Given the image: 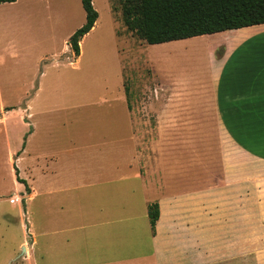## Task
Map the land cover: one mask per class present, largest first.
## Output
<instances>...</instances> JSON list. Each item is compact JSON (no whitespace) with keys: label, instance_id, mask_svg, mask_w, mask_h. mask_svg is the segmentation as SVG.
Here are the masks:
<instances>
[{"label":"rangeland","instance_id":"374dc122","mask_svg":"<svg viewBox=\"0 0 264 264\" xmlns=\"http://www.w3.org/2000/svg\"><path fill=\"white\" fill-rule=\"evenodd\" d=\"M93 3L97 20L80 40L78 55L68 48L65 36L74 24L82 19L85 21L81 0H39L38 6L46 10L67 8L68 22L58 25L46 15L43 44L39 47L41 57L35 64L31 63L27 71H21L14 64L20 56L0 51V107L2 103L21 107L30 92L40 85L42 91L34 102L36 106L52 104L55 123L45 131L55 137L60 150L56 161H40L48 166L46 177L57 183L52 184L57 192L25 202L24 188L14 182L13 163L7 152L9 144L13 146L17 134L23 131V121L19 109L13 107L6 111L9 136L0 125V264H54V235L50 234L54 216L67 217L78 203H83L80 207L84 209H92L91 206L99 202L103 208L104 203L122 199L131 202L149 199L147 187H180L181 155L168 164L166 153L180 154L186 146V138L189 136V142L192 141L190 134L182 136L181 131L185 130L181 128L149 126L140 128L142 135L138 131L132 133L130 111L139 109V115L146 120L150 118V106L158 109L167 105L165 97L156 95L154 90L165 74L182 78L186 85L207 79L204 43L219 37L199 35L145 43L125 28L122 0H94ZM32 6L37 5L31 0H20L4 7ZM5 42L1 37L0 49L7 46ZM12 63L17 74L5 71L6 65ZM27 82L30 85L24 89ZM186 99L181 102L173 97L172 104H193L200 97L193 95ZM48 117L51 115L35 119ZM198 130L208 131L205 127L189 129ZM166 133L171 134L169 140ZM192 144L196 145L193 141ZM203 144L198 143L199 146ZM204 151L214 156L206 162L214 161L211 166H218L216 145H208ZM23 163L20 162L21 168ZM138 172L146 174L147 185L134 177ZM168 174L169 179L166 178ZM153 192L157 194V190ZM253 203L251 218L247 221L240 218L236 222L232 219L222 224L220 238L214 239L212 231L205 232L203 264H264V187L257 191ZM140 207L134 210L140 212ZM146 223L145 219H137L103 227L100 243H89L96 253L94 259L116 263L120 258L129 257L128 262L116 264H139L137 259L151 250ZM29 227L38 234L33 253ZM76 233L67 230L59 234L71 240L65 249L60 247L61 251L75 250ZM188 260L202 264L201 261L196 263L195 252L191 249ZM62 262L68 264V260Z\"/></svg>","mask_w":264,"mask_h":264},{"label":"crops","instance_id":"0c3cea01","mask_svg":"<svg viewBox=\"0 0 264 264\" xmlns=\"http://www.w3.org/2000/svg\"><path fill=\"white\" fill-rule=\"evenodd\" d=\"M19 1L0 3V38L4 37L5 44L7 43L0 51L20 56V60L14 64L21 71H27L31 63L35 64L41 57L39 47L43 44L46 15L61 25L68 22L69 10H46L38 6L39 0H31L36 3V7H4L15 5ZM83 21L84 19L74 24L65 37L68 38ZM201 35L219 37L204 43L207 49V79L186 85L182 78L165 74L154 86L155 94L166 99L167 105L163 106L165 110L161 109L163 107L157 109L150 106V112L154 116L150 113V118L146 120L139 115V109L129 110L132 133L138 131L142 135L140 128L146 126L181 128L185 130L181 131V135L186 137L189 133L193 143H196L193 145L192 141L189 142L188 136L187 142L183 140L186 146L180 154L166 153L168 164L175 162L176 156L181 155L180 187H142L149 189V199L133 202L122 199L104 203L103 208L97 202V206H91L92 209H84L80 207L83 203H78L79 206L71 209L66 214L67 217L58 219L54 216V226L50 233L54 235V264H64L63 259L68 260V264L128 262L129 257L120 258L116 263L108 259H94L96 253L89 243H100L99 234L103 227L137 219H145L148 223L146 232L151 246L147 255L137 259L139 264H195L194 260H188L190 249L195 252L196 263L201 261L203 264L206 231H212L213 238L217 239L220 238L222 224L232 219L236 222L240 218L246 221L251 218L257 191L264 187V23ZM15 69L13 63L5 67V71L11 74H17ZM29 85L27 82L24 89ZM40 91L39 85L30 92L21 107L3 103L2 108L0 107V125L4 127V134H9L6 111L10 110H4L5 106L19 109L23 121V131L17 134L13 146L9 144L7 152L16 167L18 177L25 181L28 188L26 191L22 182L14 180L24 188L22 196L25 202L57 192L52 186L57 183L46 177L48 166L40 163L56 161L60 156L55 137L50 135V131H45L55 123L53 106L48 103L36 106L34 102ZM193 95L200 97L193 104H172L173 97H178L183 102ZM48 115H51L48 119H35L36 116L44 118ZM204 127L208 131H189ZM166 136L168 140L171 138L170 133H166ZM200 142L206 147L204 144L199 146ZM208 145H216L218 166H211L214 161L206 162L214 158L213 154H206L204 151ZM20 162L26 163H23V168ZM134 177L143 184H148L146 174L138 172ZM166 178H170L169 174ZM190 184L196 185L192 187ZM155 190L157 194L153 192ZM152 203L158 205V218L153 228L148 217V205ZM138 207L141 208L140 212L134 210ZM122 227L125 228V225ZM29 230L33 253L38 234L31 227ZM67 230L77 231V247L75 250L70 248L61 251L60 247L65 249L67 242H71L59 235Z\"/></svg>","mask_w":264,"mask_h":264},{"label":"trees","instance_id":"16d2710c","mask_svg":"<svg viewBox=\"0 0 264 264\" xmlns=\"http://www.w3.org/2000/svg\"><path fill=\"white\" fill-rule=\"evenodd\" d=\"M14 0H0L11 2ZM85 21L68 37L73 54H79V41L90 31L98 13L92 0H81ZM122 22L145 43L156 44L264 23V0H122ZM12 108V107H11ZM4 108L5 110L11 109ZM15 179L26 183L17 175ZM151 227L158 218V205H148Z\"/></svg>","mask_w":264,"mask_h":264},{"label":"water","instance_id":"95a60500","mask_svg":"<svg viewBox=\"0 0 264 264\" xmlns=\"http://www.w3.org/2000/svg\"><path fill=\"white\" fill-rule=\"evenodd\" d=\"M22 251H24V247H22V249H21Z\"/></svg>","mask_w":264,"mask_h":264}]
</instances>
